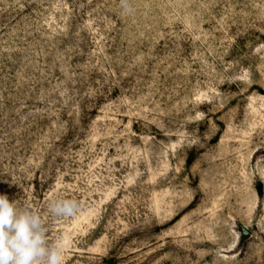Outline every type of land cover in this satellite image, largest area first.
<instances>
[{
    "label": "rangeland",
    "instance_id": "1",
    "mask_svg": "<svg viewBox=\"0 0 264 264\" xmlns=\"http://www.w3.org/2000/svg\"><path fill=\"white\" fill-rule=\"evenodd\" d=\"M127 5L0 0V195L64 264H264V0Z\"/></svg>",
    "mask_w": 264,
    "mask_h": 264
},
{
    "label": "clouds",
    "instance_id": "2",
    "mask_svg": "<svg viewBox=\"0 0 264 264\" xmlns=\"http://www.w3.org/2000/svg\"><path fill=\"white\" fill-rule=\"evenodd\" d=\"M128 9L127 0H121ZM80 209L73 199H53L51 216L66 218ZM63 241L50 242L48 227L41 214L30 207H17L6 195H0V264H64Z\"/></svg>",
    "mask_w": 264,
    "mask_h": 264
}]
</instances>
